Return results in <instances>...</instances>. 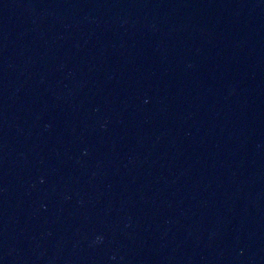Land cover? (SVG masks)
<instances>
[{"label": "water", "instance_id": "water-1", "mask_svg": "<svg viewBox=\"0 0 264 264\" xmlns=\"http://www.w3.org/2000/svg\"><path fill=\"white\" fill-rule=\"evenodd\" d=\"M0 264H264V0H0Z\"/></svg>", "mask_w": 264, "mask_h": 264}]
</instances>
